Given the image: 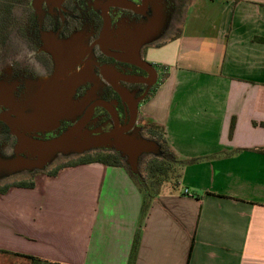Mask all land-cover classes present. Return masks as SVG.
Segmentation results:
<instances>
[{
  "label": "crops",
  "instance_id": "0c3cea01",
  "mask_svg": "<svg viewBox=\"0 0 264 264\" xmlns=\"http://www.w3.org/2000/svg\"><path fill=\"white\" fill-rule=\"evenodd\" d=\"M159 44L141 113L178 183L145 200L125 167L37 173L0 194V264H264V0H191Z\"/></svg>",
  "mask_w": 264,
  "mask_h": 264
},
{
  "label": "flooded vegetation",
  "instance_id": "af4514ba",
  "mask_svg": "<svg viewBox=\"0 0 264 264\" xmlns=\"http://www.w3.org/2000/svg\"><path fill=\"white\" fill-rule=\"evenodd\" d=\"M2 5L10 7L11 25L5 42L0 45V63L9 61L10 69L5 75L0 70V80L9 76L17 83L14 95L20 102L33 97L44 83L53 80L56 61L49 51L57 43L74 41L88 53L93 72L101 83L97 89L94 83L86 82L72 96L74 112L86 99L93 105L94 96L102 103L92 107L84 130L94 135L97 131L112 132L116 123L122 127L134 123L136 134L154 139L150 125L143 119L141 106L160 84L163 73L158 64L148 60L149 50L160 45L156 44L157 40L151 41L159 31L157 24L154 22L151 28L148 25L154 13L161 19L164 14L163 33L169 40L184 20L187 0H0ZM147 28L152 30V36L141 40L140 56L151 66L144 68L127 62L125 55L135 50L140 32ZM33 51L36 56L31 59L35 64L29 62L28 56ZM64 101V96L59 95V104L64 105ZM86 111L81 114L78 110L79 116H73L64 110L63 116L58 113L61 119L57 124L21 134L41 142L56 139L73 128ZM52 115L56 116L54 112ZM22 150L18 136L0 121L1 154L15 156ZM93 152L112 153L113 149L90 153ZM19 157L32 158L28 150ZM143 172L144 169L137 176L143 177ZM22 173L19 176L29 175L31 171L24 169Z\"/></svg>",
  "mask_w": 264,
  "mask_h": 264
},
{
  "label": "water",
  "instance_id": "95a60500",
  "mask_svg": "<svg viewBox=\"0 0 264 264\" xmlns=\"http://www.w3.org/2000/svg\"><path fill=\"white\" fill-rule=\"evenodd\" d=\"M153 15L151 25L148 26L151 28L154 22L157 24L159 31L156 33V39L151 40H157L155 41L157 44L166 38L163 33L165 16L163 14L161 19L156 13ZM150 28L141 31L140 38L136 37L135 50L128 51L125 55L127 62L144 68L151 66L140 56L143 44L141 40L152 36ZM49 52L53 54L56 61V74L53 80L44 83L40 87V92L33 94V97L20 102L14 95L17 83L9 76L0 80V121L18 136L20 146L23 147L22 152L18 151L15 156H4L0 152V182L24 174L22 173L24 169L31 171L27 176H33L38 171H48L62 159L68 161L100 149H113V153L119 154L135 174H140L138 171L140 160L145 157L171 159L158 141L146 135L136 134L133 130L134 123L128 127H122L116 123L115 129L107 133L97 131L93 135L94 132L85 131L92 107L102 103L98 101V97L94 96L96 102L93 105L90 106L89 99H86L76 106L74 112L72 96L76 89L86 82L94 83L97 89L101 88V83L93 72L92 61L88 58V53L78 47L74 41L57 43ZM59 95L64 96L65 101L62 102L64 105L59 104ZM64 110L73 116H79L78 110L81 114L87 111L73 128L56 139L41 142L21 134L43 130L50 124H57ZM52 112L56 116H53ZM27 150L32 158L19 157V154Z\"/></svg>",
  "mask_w": 264,
  "mask_h": 264
},
{
  "label": "trees",
  "instance_id": "16d2710c",
  "mask_svg": "<svg viewBox=\"0 0 264 264\" xmlns=\"http://www.w3.org/2000/svg\"><path fill=\"white\" fill-rule=\"evenodd\" d=\"M10 17L11 11L10 7L7 5L0 6V45L3 44L6 40L8 34V26L10 27ZM167 73L162 75L160 80V84L164 82L167 78ZM150 134L152 137H156V127L152 126L150 129ZM155 133V135H154ZM156 139V138H154ZM158 142L163 146V150L166 154L171 156V159H159V158H152L145 164L144 174L145 176H137L133 174L129 167L125 164L124 159L117 153H97L95 155H86L80 157L76 161H70L66 164L60 165L56 170L52 171V175L57 174L58 170L62 167H70V166H77V165H84V164H92V163H99L106 166L111 167H125L129 170L132 178L137 182L138 186L140 187L141 191L144 193L145 200L153 198L156 194L158 189L161 185L167 182H177L181 178V168L184 166V162L177 159L173 154L170 153L168 148L162 143L159 139ZM200 159H196L198 161ZM11 187H23V188H33L34 184L28 181H19L17 183L5 185L4 187L0 188V194L5 193ZM146 208L148 204L145 205ZM145 208V209H146ZM20 256V255H18ZM22 258H26L31 261L32 264H52L43 262L39 259H35L32 257L20 256Z\"/></svg>",
  "mask_w": 264,
  "mask_h": 264
},
{
  "label": "rangeland",
  "instance_id": "374dc122",
  "mask_svg": "<svg viewBox=\"0 0 264 264\" xmlns=\"http://www.w3.org/2000/svg\"><path fill=\"white\" fill-rule=\"evenodd\" d=\"M188 1V4L190 3V1L191 0H187ZM164 40H166V39H164ZM158 44V43H157ZM1 52H2V50L0 49V54H1ZM9 61H7V62H1L0 63V70L2 71V72H4V75L8 72V70L10 69V65H9ZM148 137V136H147ZM148 138H150L151 139V137H148ZM158 139V138H157ZM156 141H158V140H156ZM95 154H97V153H89V154H85V156L86 155H95ZM83 157V156H82ZM80 158V157H79ZM79 158H72L71 160H68V161H66V160H64V159H62V160H60V161H58L57 163H55V165L52 167V168H54L55 166H59V165H63V164H66V163H68V162H70V161H76L77 159H79ZM152 159V157H148V158H143L142 160H140V166H139V168H138V171L140 172V171H143V169H144V167H145V164L149 161V160H151ZM50 170V169H49ZM48 170V171H49ZM46 172V171H45ZM39 173H41V172H39ZM135 174V173H134ZM34 175H36V174H34ZM135 175H137V174H135ZM31 179V176H27V175H24V176H15V177H11L10 179H8V180H6V181H2V182H0V188L1 187H4L5 185H9V184H13V183H17V182H19V181H29Z\"/></svg>",
  "mask_w": 264,
  "mask_h": 264
},
{
  "label": "clouds",
  "instance_id": "9594fccd",
  "mask_svg": "<svg viewBox=\"0 0 264 264\" xmlns=\"http://www.w3.org/2000/svg\"><path fill=\"white\" fill-rule=\"evenodd\" d=\"M28 56L30 57L29 62L32 63V64H35V60L34 59H31V58L35 57L36 56V53L34 51L33 52H30V53H28Z\"/></svg>",
  "mask_w": 264,
  "mask_h": 264
}]
</instances>
